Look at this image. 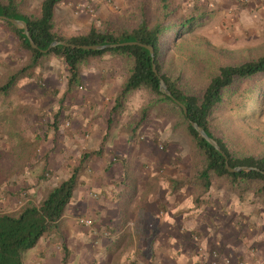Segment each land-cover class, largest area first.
<instances>
[{"label": "rangeland", "instance_id": "rangeland-1", "mask_svg": "<svg viewBox=\"0 0 264 264\" xmlns=\"http://www.w3.org/2000/svg\"><path fill=\"white\" fill-rule=\"evenodd\" d=\"M148 1L153 3V0ZM174 1L182 16L195 17L198 22L191 32L182 36L181 45L175 51L170 41L173 53L165 58L163 71L180 75L187 86L202 90L218 64L264 55V0ZM143 2L71 0L68 8L62 4L58 8L57 32L65 38L85 33L91 26L77 28L70 15L90 16L100 4L106 8L102 21L122 25L136 14ZM40 9L41 0H24L21 13L38 14ZM61 16H65V20ZM102 21L93 25L99 27ZM2 53L9 55L13 72L29 61V54L18 49L14 35L0 21V70L3 72L1 68L10 67L9 62L1 58ZM45 66L49 67V74L39 77ZM2 72L0 85L13 73L6 70L1 77ZM70 76L64 62L52 54L31 78L35 88L29 99L26 96L31 90L26 89V79L17 83L10 95L0 94V212L16 211L30 200H41L73 173L85 154L96 152L99 154L84 164L79 184L86 179L104 184L106 180H114L112 190L100 195L86 194L89 206L94 202L92 199L103 202L100 211L90 214L67 209L69 219L67 223L62 221L61 237L43 240L37 251L27 255L26 264L40 259L41 255L49 257L50 264H62L64 242L70 253L67 264H162L158 263V252H163V245L155 248L151 241L153 236L146 237L143 218H138L131 208L124 210L129 203L126 188L120 203L116 196L123 189L121 185L126 186L135 178L137 168L131 162L139 160L142 150L151 151L154 160L170 166L168 177L172 178L175 171V180L188 176L193 162L189 142L174 132L170 117L151 109L155 99L146 91L132 93L118 109H112L108 117L93 120L98 134L92 136L93 130L85 118L90 108L85 103L97 97L95 100L99 103L113 104L125 83V64L121 57L115 56L91 59L81 69L79 86L82 88L75 86L70 90ZM247 90L252 92L248 96L244 93ZM20 98L23 100L18 101ZM147 111L149 113L145 114ZM142 118H146L143 126L134 133ZM212 127L236 154L264 156V76L242 84L235 94H228L212 116ZM129 146L130 151H126L125 147ZM113 170L119 175L124 172L122 182L119 178L110 179ZM165 176L167 174L161 173V177ZM210 193L208 203L200 207L208 221L224 219L231 231L230 244H235L236 251L229 254L221 247H213L209 250L213 262L264 264V206L252 194L242 199L216 180ZM103 197L111 200L104 201ZM82 219L91 220L92 226L82 225ZM150 222L154 224L156 218H151Z\"/></svg>", "mask_w": 264, "mask_h": 264}, {"label": "trees", "instance_id": "trees-1", "mask_svg": "<svg viewBox=\"0 0 264 264\" xmlns=\"http://www.w3.org/2000/svg\"><path fill=\"white\" fill-rule=\"evenodd\" d=\"M64 1L43 0L38 14L26 15L21 13L24 0H0V17L24 21L36 46H31L22 27L0 20L14 35L18 49L29 54V61L10 74L5 84L0 85V94L10 95L21 80L33 78L35 72L43 68L52 54L67 66L71 75L68 79L70 90L80 85L81 69L91 59L121 57L126 67V79L114 101L113 109H118L134 92H148L155 99L151 109H158L160 115L173 120L174 132L189 142L193 152L189 175L179 180H170L173 190L193 186L194 203L199 208L208 203L213 180H216L230 191L237 192L242 199L246 194H252L264 206V156L236 154L224 138L213 132L212 127V116L223 105L228 94L233 95L242 84L255 82L257 78L264 76V55L237 63L218 64L201 90L187 86L180 75L174 76L163 71L165 58L173 53L170 41L172 40L175 51L181 45L182 36L191 32L192 26L198 22L195 17L182 16L174 0H153V3L144 0L138 6L136 14L122 25L112 24L110 20L102 21L101 26L93 25L85 33L70 38L57 32L56 7ZM54 42H65L74 46L118 47L89 51L57 46L45 53ZM125 43L136 44L122 46ZM161 80L165 82L172 97L160 91ZM250 87L253 89L254 85ZM244 93L248 96L252 92L247 90ZM176 101L187 108V116ZM145 119L142 118L135 126L134 133L143 126ZM191 122L204 129L222 152L200 137ZM98 154H85L73 173L50 189L41 200H30L16 211L0 212V264H26L27 255L43 240L61 237L62 220L79 186L84 164ZM227 161L231 168L249 167L256 170L231 173L226 168ZM63 244L62 264H67L70 253L66 243Z\"/></svg>", "mask_w": 264, "mask_h": 264}, {"label": "crops", "instance_id": "crops-1", "mask_svg": "<svg viewBox=\"0 0 264 264\" xmlns=\"http://www.w3.org/2000/svg\"><path fill=\"white\" fill-rule=\"evenodd\" d=\"M42 1L43 0H41V2ZM70 1L71 0H65L61 4L63 7L68 8ZM61 4L56 7V13ZM100 5L101 6L98 7L90 16L89 14L80 16L73 14V17L71 14L70 16L73 24L76 25L77 28H80L81 26H92L93 24L98 25L99 21L104 20L106 16L105 5ZM61 18L65 20L66 17L61 16ZM1 58L8 61V65L10 67L8 68L7 66H4L1 68L3 70V72L0 70L2 72V77L5 75L6 70L13 72L14 67H12L13 62L10 60L8 54L2 53ZM18 58L20 57L18 56ZM48 68L49 67L45 66L44 70H40L39 77H44L49 74ZM26 81V89L28 91L31 90V93L29 91L27 94L28 96H26V99H29L28 97L33 94L32 90L35 88V84L32 79H26ZM95 98L97 97L91 98L87 100V103H85L88 104L90 108V111L85 118L86 123H88V126L91 130H93L92 136H96L98 134L95 130L97 125L92 123V121L102 120L105 117H108L109 113L113 109L112 105H114V102L113 104L111 102L99 103L95 100ZM21 100L23 99H18V101ZM80 114L84 113L80 111ZM28 126H30V124H28ZM102 130L104 131V129ZM125 150L130 151V146L125 147ZM151 155L153 156L151 151L142 150L139 155L140 158H138L139 160H137V162H131L132 165H136V167L134 166L137 168L136 176L130 183L126 184V186L121 185L123 189L120 190L116 198L117 202L123 200V190L126 188L129 203L124 207V210H129V208H131L132 211L137 214L138 218H143L142 224L145 226L144 231L148 234L146 237L150 234L153 236V239L157 237L154 242L153 239H151L152 245L155 243V248L159 249L163 245V252L160 250L158 252L160 257V262L158 263L215 264L209 255V250L213 249V247L217 249H219L218 247H221L222 250L229 254L231 252H236L235 246H233L235 244H230L231 231H229L227 225L224 224V219L208 221V219L205 218V212H203V209H201V207L197 208L194 203V189L191 186H186L177 191L173 190V184L170 180L176 179L174 175L176 171L175 173H172V178L168 177V175H170L168 173L170 166L168 164L165 165L163 162L154 160ZM146 157H149V159H146ZM162 169L165 171L163 172ZM161 173L167 174V177H161ZM123 176L124 172L119 175L113 170L112 177L110 179L119 178L122 182L124 180ZM112 181L114 180H106L107 183L104 184L103 181H96V179H86L85 182H80L72 203L70 204L71 208L68 209L77 210L79 212H88L90 214L100 211L99 208L103 205V202L92 199L94 202L91 203V206H89L90 203L89 205L87 204L88 200L86 198V194L96 192L97 195H100L102 192L112 190ZM103 200L107 201L111 199L110 197H107V199L103 197ZM87 206L90 208L87 209ZM151 218H156V222H153L154 224L150 222ZM68 219L69 215L67 212L62 221L67 223ZM235 233L237 232L235 231ZM39 245L32 250L28 256L31 255L33 251H37ZM236 249H239V247ZM29 261H31L30 258ZM29 264H50V261L49 257L43 258L41 255L40 259H35ZM217 264H224V262L220 261Z\"/></svg>", "mask_w": 264, "mask_h": 264}, {"label": "water", "instance_id": "water-1", "mask_svg": "<svg viewBox=\"0 0 264 264\" xmlns=\"http://www.w3.org/2000/svg\"><path fill=\"white\" fill-rule=\"evenodd\" d=\"M0 20H5V21H9L11 22L13 25L15 26H19L22 27L24 29V34L25 36L28 37L30 44L33 48H36L34 41L32 40L29 30H28V26L24 21H20V20H14V19H8L6 17H0ZM136 43H125L122 44V46H126V45H134ZM57 46H65V47H76L82 50H92V51H102L105 50L107 48H115L118 47V45H111V46H99V45H94V46H74V45H70L67 44L65 42H54L51 44V46L45 51V53L51 51L53 48L57 47ZM149 50L151 51V53L153 54V51L151 48H149ZM155 72L156 69L154 68ZM160 91L163 92L164 94H166L168 97H172L170 92L167 89V86L165 84V82L163 80H161V84H160ZM176 103L183 109L184 114L187 116L188 114V110L187 108L182 105L180 102L176 101ZM191 126L198 132L199 136L202 137L204 140H206L210 145H212L213 147H215L219 152H222L221 149L219 148V146L217 145V143L208 136V134L205 132L204 129H202L198 124L191 122ZM224 155V153H222ZM226 168L228 169L229 172L231 173H239V172H249L252 170H256L254 168H249V167H237V168H231L228 164V161L226 163Z\"/></svg>", "mask_w": 264, "mask_h": 264}, {"label": "built area", "instance_id": "built-area-1", "mask_svg": "<svg viewBox=\"0 0 264 264\" xmlns=\"http://www.w3.org/2000/svg\"><path fill=\"white\" fill-rule=\"evenodd\" d=\"M80 222H81L82 225H84L86 227H89L90 228L92 226V222L89 219H82Z\"/></svg>", "mask_w": 264, "mask_h": 264}]
</instances>
